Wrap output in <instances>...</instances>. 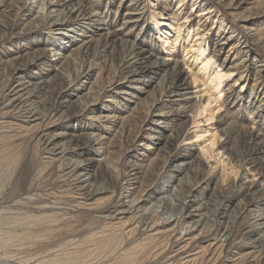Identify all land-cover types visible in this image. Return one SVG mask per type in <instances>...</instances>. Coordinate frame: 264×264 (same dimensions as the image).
Masks as SVG:
<instances>
[{
  "label": "rangeland",
  "instance_id": "rangeland-1",
  "mask_svg": "<svg viewBox=\"0 0 264 264\" xmlns=\"http://www.w3.org/2000/svg\"><path fill=\"white\" fill-rule=\"evenodd\" d=\"M92 6L98 10L97 20L105 22H92L89 38L98 41L105 30L116 36L109 47L102 46L106 51L98 49L104 43L100 41L88 54H78L74 50L78 44L73 48L67 38L68 47L61 54L70 61L60 64L66 83L34 84L32 97L6 107V94L17 77L29 80V74L37 71L35 81L39 82L44 75L38 63L33 64V45L39 43L56 59L59 55H51L62 44L56 33L64 29L53 28L46 17H40L48 7L37 0H0V264H177V257L195 254L192 261L189 257L182 262L264 264V245L245 231L254 224L253 210L264 209V205L255 207L252 199L263 195L264 184L244 189L252 178L264 174L256 160H264V110H260L264 103V0H100ZM133 6H138L139 22L120 29ZM153 14L161 21L171 17L173 26L182 23L180 38L171 41L178 34L173 27L161 26L158 32ZM102 26L110 31L100 30ZM128 30L130 34L124 35ZM162 33L171 37L165 47ZM195 39L203 40L206 53L216 55L217 64L230 73L219 99L206 79L204 85L193 84L198 68L190 66L185 51ZM139 48L151 49L155 58L164 56L171 67L168 74L162 70L158 75L136 77L140 81L128 85L137 88H125L133 96L123 100L115 93L122 90L117 84L125 77L119 76L118 68ZM18 67L23 70L16 73ZM176 67L182 71L180 77L170 73ZM151 77L160 84H152ZM177 83L191 92L181 105L170 92ZM208 96L212 103L204 112L201 106ZM64 98L76 101L62 103ZM178 107H183L181 118L172 114ZM175 126L186 129V139L178 142L186 148L182 152H192L194 159L205 158L212 166L210 174L176 172L174 165L181 161L171 162L157 149L153 140L157 130L169 135ZM197 127L205 133L199 139L194 137ZM44 133L64 134L59 143L67 150L76 147L72 144L76 140L88 143L89 152L65 154L64 150L62 155H50ZM211 147L220 155L202 152ZM87 157L95 159L91 168L95 184L90 189L96 195L85 202L77 194L73 165L85 163ZM164 197L174 201L170 208L162 202ZM88 202L94 205L83 204ZM132 202L150 215L148 223L138 224V214H128L126 223L122 215L108 217L121 203ZM197 206L203 211L202 226L195 225L198 216L188 217ZM224 211L229 218H222ZM169 229L173 231L157 233ZM192 230L195 240L176 255ZM232 255L235 262H229Z\"/></svg>",
  "mask_w": 264,
  "mask_h": 264
},
{
  "label": "bare ground",
  "instance_id": "bare-ground-1",
  "mask_svg": "<svg viewBox=\"0 0 264 264\" xmlns=\"http://www.w3.org/2000/svg\"><path fill=\"white\" fill-rule=\"evenodd\" d=\"M41 3V5H47L48 9L46 14H42L40 17H46L49 21V26L53 27V28H57V29H64L62 32H58L56 34L61 35L60 38L61 39V45L59 47V49H57L55 51V54H52L51 56H56L59 55L58 57H56V59H54L55 57L51 58L48 55V49L47 48H42L40 47L39 43H36V45H33V49H34V53H36L33 56V64L38 63L39 68L43 69V76L41 78V80H39V82H36L35 80L37 79V71L36 72H32L29 74L30 78L29 80L24 79L23 77L19 76L17 77L16 82L14 83L15 85L12 88H9L10 90L7 92L6 94V99H7V103L5 104L6 107H10V104L13 106H17L19 103L24 102L26 99H28L30 96L32 97L33 95H31V93H33L34 91V84H40V85H48L49 83H52L53 81H58L57 83H59V81H63L65 82L66 80H64L65 78L62 75V72L60 71V64H67L70 60L68 57L64 56L61 54V51L66 50V48L68 47L67 42H65V40L68 38L69 41L68 42H72V47L75 44H78V47L76 46L74 50L77 51L78 54H88L90 52V49L92 48V46H94L96 43L98 44L100 41H103L104 43L101 44L98 49L102 46H107L109 47L110 41H112L114 38H116L115 35H113L111 32H107L105 33V31L103 33H99V37L100 39H97L94 37L89 38V36L87 35V31L90 29L89 27H92L94 25H92L94 23H96L97 25L100 22H105V21H100L97 20L99 13L98 10H96V7H93V5H95L97 2H99L100 0H37ZM234 2V1H233ZM205 5V4H204ZM201 5V6H204ZM30 8V7H29ZM42 8V7H41ZM46 8V7H45ZM138 6L136 7H131L127 13H125L126 18L123 22V24H125L124 26H120V29H127L128 27H132L135 26L139 20H140V16H139V12L137 11ZM207 9L204 8L203 12H205ZM26 13V12H25ZM209 12L206 13H202L201 15H208ZM211 14V13H210ZM141 15V14H140ZM160 15V14H159ZM154 18H153V22L155 24V27L157 29L158 32H162L161 31V26L164 27H173V29H175V31L178 33L176 38L171 40L170 35L167 34H163L162 33V38L165 39V45L166 46V42L168 43L169 40L171 41H177L180 36L182 35L181 33H183L182 31V27L183 24L179 23L177 26H173L170 22L171 17H167V19L164 20H159L157 17H155V15L153 14ZM170 21V22H169ZM9 22V21H8ZM21 22V21H20ZM2 23V22H1ZM104 26L100 27L99 29L102 30ZM225 27V26H224ZM107 30H109L110 28L107 26L106 27ZM134 28V27H133ZM133 28H131L130 30H133ZM236 28V27H235ZM54 30V29H53ZM93 30V29H92ZM115 30V29H114ZM130 30H128V32L126 31L124 33V35H128L130 34ZM99 31V30H98ZM110 31V30H109ZM241 31V30H240ZM175 32V33H176ZM187 32L188 36L190 34V30L185 31ZM169 33V32H168ZM4 35V34H3ZM123 36V35H122ZM87 37L89 39H87ZM198 37V36H197ZM98 38V35H97ZM71 40V41H70ZM125 40V39H124ZM97 41V42H96ZM126 41V40H125ZM203 40L201 39H195L194 43L191 44L190 46L187 47L186 51H185V55L187 57L188 62L190 63V66H197L198 71L195 73H193V84L200 83L201 85H204L203 79H206L209 82V89L213 90L214 95H218V99L222 96H220L221 92H223V82L224 79L229 76V72L225 71L224 69H222V65H218L215 57L216 55H208L206 52L208 50V47L202 43ZM116 42V41H115ZM26 43V42H25ZM122 43V42H121ZM96 44V45H97ZM119 44V41H118ZM95 45V46H96ZM156 45V44H155ZM102 47V48H105ZM106 47V48H107ZM119 47V46H118ZM74 48V47H73ZM105 49H102L104 52L106 51ZM101 49V48H100ZM122 48H120L121 50ZM102 51V52H103ZM112 51V50H111ZM123 51V50H122ZM133 51V50H132ZM135 51V50H134ZM168 51V50H167ZM227 51V50H226ZM50 52V51H49ZM68 52V51H67ZM121 52V51H120ZM72 53V52H71ZM95 53V52H94ZM124 53V52H123ZM126 53V52H125ZM30 55V54H29ZM171 55V54H169ZM167 55V56H169ZM19 56V55H17ZM154 53L151 52V49H136L135 52H133L132 54L128 55L124 62L122 63V67L118 70H121V72H119V76H122V74L125 75L124 80L123 81H119L117 85L121 86L120 91L115 92L117 95H119V97L123 98V100H126L127 95L128 96H133L132 92H128L127 90H125V88H137L136 87H131L130 85H128V83L133 82V81H140V79H136V77L138 76H143V74L145 75H149V74H153V75H158V73L160 74V71L165 70V73L168 74L169 71L168 68L171 67L170 66V62L167 61V59L163 56H159V58H155L154 57ZM158 56V55H157ZM35 57V58H34ZM151 58H155L153 61H151ZM6 61V60H5ZM19 61V60H18ZM1 62V60H0ZM3 63V61H2ZM144 63H149L147 65H143ZM59 65V66H58ZM96 65V64H95ZM177 65V64H176ZM224 67V66H223ZM1 68V67H0ZM128 68L129 71L127 70V72L125 71V69ZM2 69V68H1ZM23 70L21 67L16 68V73H18L19 71ZM66 70V69H65ZM70 70V68H69ZM90 70V69H89ZM178 67L173 68L172 71H170L171 74H175L176 76L179 75V77L182 74V71L179 70ZM77 71V70H76ZM125 71V72H123ZM231 72V71H230ZM77 73V72H76ZM79 73V71H78ZM232 73V72H231ZM32 74V75H31ZM41 73H39L38 75H40ZM41 76V75H40ZM80 75H76L75 79H78ZM75 77V76H74ZM152 79L150 80L152 84H156L159 85L160 84V80L158 81V79L154 80V77H151ZM173 78V77H172ZM242 78V76L238 79L240 80ZM74 79V80H75ZM117 79V78H116ZM119 79V77H118ZM15 80V79H14ZM162 80V79H161ZM178 81V80H177ZM200 81V82H199ZM166 82V81H165ZM169 82V81H168ZM66 83V82H65ZM73 83V82H72ZM179 83V82H178ZM177 83V85H175L172 89V91L170 90V92L172 93V97L174 100V102H185V100H188L189 97L188 94L191 92L189 91L190 87L184 85L181 86V84L179 85ZM196 83V84H197ZM186 84V83H184ZM50 86V85H49ZM234 86V85H233ZM244 86V85H243ZM195 87V85H194ZM229 87V86H228ZM45 88V87H44ZM43 88V89H44ZM65 87L63 86L61 89H64ZM2 89V88H1ZM36 89V88H35ZM38 91V90H37ZM44 93V92H43ZM165 93V92H164ZM252 93V92H251ZM40 95V94H39ZM42 95V94H41ZM70 97H73L74 94L71 93ZM48 96V95H47ZM54 96V95H53ZM46 97V96H45ZM76 97V96H75ZM212 97V96H211ZM210 96H208L207 101L204 102V104L201 106L202 111H207L208 110V106L211 105L212 103V99ZM80 98V96H77V99ZM48 99V98H47ZM34 100V99H33ZM72 100H74L73 98H64L63 101H61L62 103L65 102H69ZM74 100V101H76ZM200 100V99H199ZM43 101V100H42ZM45 101V100H44ZM47 101V100H46ZM50 101V100H49ZM34 102V101H33ZM37 102V101H36ZM35 103V102H34ZM41 103V101H40ZM177 103V104H178ZM182 103V104H183ZM46 104V103H45ZM264 104V103H263ZM263 104H261V108L260 110H264V108H262ZM8 105V106H7ZM34 105V104H33ZM38 105V104H37ZM43 105V104H42ZM178 105H181V103H179ZM45 106V105H44ZM32 107V106H31ZM260 107V106H259ZM40 108V107H39ZM44 108V107H43ZM183 108V107H182ZM182 108H175L173 109V115L174 117L177 116V118L180 116V118L184 115V111H182ZM198 108V107H197ZM17 110V109H16ZM36 110V109H35ZM38 110V109H37ZM40 110V109H39ZM47 110V109H46ZM44 111V109H43ZM42 111V112H43ZM17 112V111H16ZM29 113H31L29 111ZM65 114V113H64ZM162 114V113H161ZM97 115V114H96ZM35 113L30 114L29 117H34ZM47 116V115H46ZM65 116V115H64ZM63 116V117H64ZM67 116V115H66ZM160 116V115H159ZM211 116V115H210ZM226 116V115H225ZM228 116V115H227ZM109 117V116H108ZM212 117V116H211ZM171 120V119H170ZM229 120V119H228ZM30 121V120H29ZM206 122L208 121L207 119L205 120ZM121 122V121H120ZM171 123V122H170ZM32 124V123H31ZM155 125H157L156 123H154ZM234 124V122H233ZM236 124V123H235ZM244 125V124H243ZM167 126H169V124H167ZM164 127L166 130L168 129V127ZM198 130L195 133V138L199 139L201 137H203V134L205 135L204 131H200V127H197ZM22 130V129H21ZM155 130V129H154ZM185 128L179 127V126H175L174 128H170L171 133L173 132L174 134L169 133L168 134H162L160 131L157 130V134L158 136H153V140H156V144H157V149L160 152H164L168 158L169 161H181L180 163H176L174 165L176 172H180L183 173L185 170L188 172H194L197 175H199L198 173H200V170H203L204 175L206 173H211L210 171H212V166L209 167L208 163L206 162L205 158L199 157L197 159H194V155L189 152L187 153H183L184 151H186V148L182 147L179 145L178 142L185 140L186 138L184 137L186 134L185 133ZM202 130V129H201ZM233 130V129H232ZM207 131H209V129H207ZM227 131V130H226ZM164 133V132H163ZM84 134V133H83ZM207 134V133H206ZM262 134V133H261ZM69 135V133H68ZM75 135V134H74ZM160 135V136H159ZM236 135V134H235ZM243 135V134H242ZM64 136V134H59V133H53L52 135H48L46 133L42 134V138L44 140V144L46 145V147L49 150V154L53 155V156H58V155H62V153H64L65 150V154H71L72 152H75L74 150L79 151V154H85L86 152H89V144L88 143H81L80 141L76 140V143H72L75 144V148L74 149H69L67 150L66 148H64V145H60L59 143V139H62ZM71 136V135H69ZM262 136V135H261ZM75 137V136H74ZM76 139V138H75ZM74 139V140H75ZM88 139V138H87ZM251 139V138H250ZM42 140V141H43ZM128 140V139H127ZM41 141V142H42ZM68 141V140H67ZM71 142V141H69ZM62 143V142H61ZM249 143V142H248ZM251 143V142H250ZM253 144V143H252ZM214 145V144H213ZM212 145V146H213ZM258 146V145H257ZM69 147V146H68ZM260 147V146H258ZM257 147V148H258ZM209 149V150H208ZM207 152H205V150L203 149V153H208L209 156L214 157L215 155H220L219 153H215L214 149L208 148ZM225 149V148H224ZM183 151V152H182ZM262 152V151H261ZM235 153V152H234ZM242 153V152H241ZM64 155V154H63ZM205 155V154H204ZM234 156V155H233ZM255 156V155H254ZM206 157V156H204ZM65 158V157H64ZM210 158V157H209ZM74 159V158H73ZM78 160V159H77ZM98 160V159H97ZM209 160V159H208ZM246 160V159H245ZM250 160V159H249ZM257 165L263 167V172H264V160L257 157ZM76 161V160H75ZM79 161V160H78ZM82 161V160H81ZM240 161V160H239ZM80 162V161H79ZM76 163L73 165V167L77 170V175H75V180L74 183L76 184V190H77V194L81 195V198L84 199L85 202H87L86 200H92V198H94V193L92 192V190L90 189L91 186L94 187L93 182H91V179L93 178L94 173H91V168L93 166V163L95 162L94 158H88L86 159L85 163ZM219 163V161L217 162ZM244 163V162H243ZM72 164V163H71ZM234 164V163H233ZM207 165V166H206ZM217 165V164H216ZM246 165V164H245ZM251 165V164H250ZM72 166V165H71ZM206 166V167H205ZM247 166V165H246ZM69 167V166H68ZM69 169V168H68ZM208 169V170H206ZM247 169V168H246ZM152 170V169H151ZM159 171V170H158ZM225 172V171H224ZM247 172H249V169H247ZM262 172V173H263ZM68 174V173H67ZM248 174V173H247ZM112 175V174H111ZM179 175V174H178ZM208 175V174H207ZM177 176V175H176ZM210 176V175H209ZM208 177V176H207ZM251 177V176H250ZM177 178V177H176ZM112 179V177H111ZM197 179V178H196ZM113 180V179H112ZM203 183L205 180L202 178L201 179ZM208 180V179H207ZM206 180V181H207ZM184 182V181H183ZM247 182V181H246ZM93 183V184H92ZM97 183V182H96ZM114 183V182H113ZM185 183V182H184ZM200 183V182H199ZM92 184V185H91ZM111 184V182H110ZM264 184V174H259L258 178H252V181H249L246 183V185L244 186V189L247 188L248 189H257L259 186L261 187V185ZM200 185V184H199ZM201 186V185H200ZM100 187V186H99ZM191 188V187H190ZM263 189L264 192V185L263 187H261ZM203 189V188H202ZM75 190V191H76ZM100 191V190H99ZM239 191V190H238ZM251 191V190H250ZM106 192V191H105ZM186 193V192H185ZM191 194V193H190ZM255 196V195H254ZM171 197V196H170ZM189 197V196H188ZM161 199V198H160ZM163 199V198H162ZM217 199V198H216ZM253 199V205L255 207H259V206H263L264 205V193L261 196H255ZM164 204L166 207H171L172 206V198L171 200L169 198H165L163 199ZM225 200V199H224ZM193 202L197 201L195 200H191ZM219 201V200H218ZM174 202V201H173ZM250 202V201H249ZM134 202H132V204H125V203H121L117 209H115L114 211L111 212V214H109V218L110 219H118L119 216H123L122 218H125L126 221L125 223L130 219V217H128V214L131 215H135L138 214V224L142 223L144 224V222H149V214L146 213H141L140 210L137 208V205L133 204ZM219 203V202H218ZM87 206L90 205H94L92 202H88V203H83ZM162 204V206L164 205ZM223 204V203H222ZM249 204V203H248ZM192 205V204H191ZM229 205V204H228ZM217 206V205H216ZM221 205H219L220 207ZM205 207V206H204ZM218 208V207H217ZM247 208V207H246ZM174 209V207H173ZM166 210V209H165ZM168 210V209H167ZM172 210V208L170 209V211ZM216 210V209H215ZM169 211V210H168ZM202 211V210H201ZM200 208L197 206V208H194L193 210H191L188 213V217L189 218H193L198 216L200 219L196 220L195 225L196 226H202V216L203 214L201 213ZM220 211V210H219ZM203 212V211H202ZM216 213V212H215ZM205 214V213H204ZM220 214V213H219ZM238 214V213H237ZM130 215V216H131ZM207 216V214H206ZM228 217L227 212L224 211L222 212V218L226 219ZM231 217V216H230ZM233 217V216H232ZM205 218V217H204ZM211 218V217H210ZM229 218V217H228ZM180 219V218H179ZM220 219V218H219ZM236 219V218H235ZM207 220V219H206ZM253 222L254 224H251L249 227L246 228V232L248 234H250L251 236H254L255 239L253 240L255 243H262V245H264V209H257L255 208L253 210ZM209 221V220H208ZM212 221V220H211ZM205 222V221H204ZM222 222V221H221ZM225 222V221H224ZM236 222V221H234ZM252 222V220H251ZM145 223V224H147ZM212 223V222H211ZM230 223V222H229ZM171 224V223H168ZM223 224V223H222ZM205 225V223H204ZM207 225V224H206ZM219 225V224H218ZM231 225V223L229 224ZM208 226H211L208 224ZM207 226V227H208ZM213 226V225H212ZM211 226V227H212ZM205 227V226H204ZM210 227V229H211ZM220 227V226H219ZM225 227V226H224ZM229 227V226H228ZM231 227V226H230ZM232 228V227H231ZM208 229V228H207ZM225 229V228H224ZM217 230V227H216ZM173 231L172 229L169 230H165V231H161V232H157V233H167ZM192 231L187 232L186 235H189L188 238L186 239H181L180 241H184L186 243H184V247L181 246L178 249V253L176 255H179L180 252L183 251V249H186L187 246H189V244L191 245V243L195 240L194 237L191 236ZM209 231V230H208ZM213 232V231H212ZM129 233V232H128ZM155 233V231H154ZM208 233V232H207ZM233 233V230H232ZM231 233V234H232ZM206 234V233H205ZM214 234V233H212ZM210 234V235H212ZM230 234V235H231ZM234 234V233H233ZM245 234V233H244ZM204 235V234H202ZM196 236V235H195ZM207 236V235H206ZM176 237V236H175ZM197 237V236H196ZM227 237V236H226ZM185 238V237H184ZM204 238V237H203ZM251 240V239H249ZM200 241V240H199ZM216 241V240H215ZM204 242V241H203ZM187 244V245H186ZM213 244H217V243H213ZM249 248V247H248ZM258 248V247H257ZM213 249V248H212ZM143 250V249H142ZM235 252V251H234ZM195 255H190L189 257L192 258L191 261L193 260V257H195ZM189 257H185V258H181L180 256L177 257V261L180 260L179 262H177V264H187L189 261L187 262H182V260H187L189 259ZM235 255H232L229 257V262H235ZM213 259V257H212ZM211 260V259H210ZM214 261V260H213ZM248 261V260H247ZM243 262V261H242ZM215 264V263H213Z\"/></svg>",
  "mask_w": 264,
  "mask_h": 264
}]
</instances>
